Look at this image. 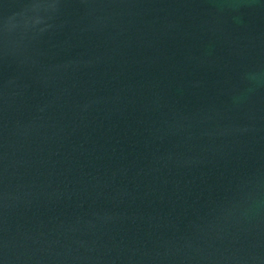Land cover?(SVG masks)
I'll use <instances>...</instances> for the list:
<instances>
[{
  "label": "water",
  "instance_id": "1",
  "mask_svg": "<svg viewBox=\"0 0 264 264\" xmlns=\"http://www.w3.org/2000/svg\"><path fill=\"white\" fill-rule=\"evenodd\" d=\"M0 264H264V0H0Z\"/></svg>",
  "mask_w": 264,
  "mask_h": 264
}]
</instances>
